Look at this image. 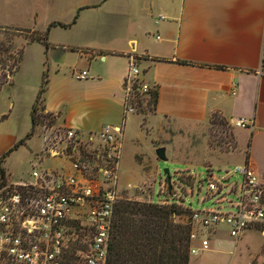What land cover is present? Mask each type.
I'll return each mask as SVG.
<instances>
[{"label": "crops", "instance_id": "crops-1", "mask_svg": "<svg viewBox=\"0 0 264 264\" xmlns=\"http://www.w3.org/2000/svg\"><path fill=\"white\" fill-rule=\"evenodd\" d=\"M42 15L41 26L31 30L42 32L53 21L67 26L48 30L46 50L37 42L26 44L19 67L2 87L11 96L14 138L30 129V109L45 71V112L58 129L84 140L92 137L88 148L95 147L102 126L121 124L123 78L132 57L138 81L156 90L150 125L194 126L215 112L228 122H250L233 127L234 153L237 164L247 163L264 189V74L259 73L264 0H46ZM82 71L87 77L76 79ZM136 116L130 114L132 124H138ZM63 135L44 149L49 156L65 157ZM68 168L69 163L62 172H41L57 176ZM20 182L32 181L14 183ZM210 245H225L230 258L245 252L247 260L264 264V223L236 239L216 232Z\"/></svg>", "mask_w": 264, "mask_h": 264}, {"label": "built area", "instance_id": "built-area-1", "mask_svg": "<svg viewBox=\"0 0 264 264\" xmlns=\"http://www.w3.org/2000/svg\"><path fill=\"white\" fill-rule=\"evenodd\" d=\"M259 73L264 74V68ZM138 74L131 57L123 78L121 124L102 126L95 134V147L88 148L92 137L84 140L65 130L61 154L69 159L67 172L56 176L32 170V182L0 185V264H69L71 251L73 264L107 263L113 209L121 200L117 183L123 123L134 113L133 85L140 93L150 89L138 81ZM86 77L85 71L75 75L79 80ZM229 123L233 127L250 124L242 118ZM231 173L241 176L234 212L189 208L181 219L188 228L189 255L208 251L210 238L221 229L236 239L250 226L264 223V189L257 174L247 163L235 165ZM217 189V182H207L209 192Z\"/></svg>", "mask_w": 264, "mask_h": 264}, {"label": "rangeland", "instance_id": "rangeland-1", "mask_svg": "<svg viewBox=\"0 0 264 264\" xmlns=\"http://www.w3.org/2000/svg\"><path fill=\"white\" fill-rule=\"evenodd\" d=\"M45 4L46 0L44 3L42 0H0V28L27 30L41 26L45 17L42 15V5ZM36 10L38 17L35 16ZM15 34L12 45L18 49L24 43L25 33ZM139 82L144 84L142 80ZM143 99L141 107L133 104L138 124H132L134 117L130 115L123 123H126L125 135L122 136L117 183L121 200L153 204L165 201L167 205L163 206L175 203L193 210L218 208L224 212H234L241 176L231 173L237 165L233 126L229 122L218 124L215 118L194 126H180L170 121L162 122L159 126L150 125L147 118L152 112V105L146 103V96ZM10 104L9 92L0 88V158L4 156L0 167L4 172L5 184L32 181V170L64 171L69 159L53 158L44 151L47 145L60 139L64 131L58 129L53 120L49 127L37 126L30 138L24 139L26 134L14 138L17 124L13 115L10 116ZM140 108L144 111V121L138 113ZM11 139H14L12 143ZM22 139L23 142L19 143ZM159 145L165 149V160L156 158L155 150L161 147ZM164 169H168L170 188L162 173ZM179 179L190 185L183 184ZM207 182H217L218 189L209 192ZM220 198L222 202L217 203L221 201ZM220 232L226 234L225 229ZM193 246H197V242ZM227 251L225 245L215 248L210 245L206 252L189 255L188 264H261L259 261L253 262V258L247 260L249 257L245 252H241V258L236 259L237 253L230 258ZM233 258L235 262H232ZM66 261L73 264L72 251L68 253Z\"/></svg>", "mask_w": 264, "mask_h": 264}, {"label": "trees", "instance_id": "trees-1", "mask_svg": "<svg viewBox=\"0 0 264 264\" xmlns=\"http://www.w3.org/2000/svg\"><path fill=\"white\" fill-rule=\"evenodd\" d=\"M54 26L67 25L53 21L42 32L31 29L0 28V88L9 83L12 74L19 67L26 44L37 42L44 50L47 49V33ZM22 31L25 33L24 43L20 48L14 49L12 37L16 36V32ZM46 86L47 74L44 71L30 109V129L24 139L34 135L37 126L49 127L53 124V116L44 109ZM131 96V103H135L138 107H141L145 100L143 96H146V103L151 104L153 110L156 100L155 88H150L147 93H140L138 86L133 85ZM139 112L144 111L141 109ZM210 118H215L218 124L228 122L217 112ZM46 120L47 124H45ZM3 158L4 156L0 158V162ZM4 183V172L0 167V185ZM182 183L190 185L183 181ZM188 214L189 208H183L175 203L159 206L150 202L120 200L113 209L111 243L106 264H188V228L181 220Z\"/></svg>", "mask_w": 264, "mask_h": 264}, {"label": "water", "instance_id": "water-1", "mask_svg": "<svg viewBox=\"0 0 264 264\" xmlns=\"http://www.w3.org/2000/svg\"><path fill=\"white\" fill-rule=\"evenodd\" d=\"M164 147H158L156 150H155V155H156V158L157 160H165V155H164ZM162 173L165 175V180H166V183H167V186L170 188V176L168 174V169H164L162 171Z\"/></svg>", "mask_w": 264, "mask_h": 264}]
</instances>
